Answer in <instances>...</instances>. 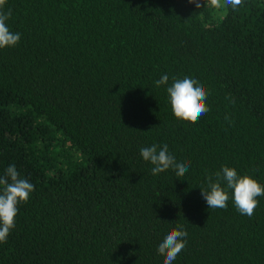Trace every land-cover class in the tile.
<instances>
[{"label": "trees", "instance_id": "obj_1", "mask_svg": "<svg viewBox=\"0 0 264 264\" xmlns=\"http://www.w3.org/2000/svg\"><path fill=\"white\" fill-rule=\"evenodd\" d=\"M200 3L6 0L21 39L0 49V175L14 164L35 190L0 264H163L177 225L173 264H264V196L248 217L200 189L222 166L264 185V0ZM186 76L209 93L196 123L166 91ZM153 144L190 162L183 177L152 175Z\"/></svg>", "mask_w": 264, "mask_h": 264}, {"label": "clouds", "instance_id": "obj_2", "mask_svg": "<svg viewBox=\"0 0 264 264\" xmlns=\"http://www.w3.org/2000/svg\"><path fill=\"white\" fill-rule=\"evenodd\" d=\"M197 8L201 7L200 0H189ZM215 9L225 7L237 8L242 0H209ZM6 0H0V49L16 46L21 39V34L13 32L8 26L12 16V10H4ZM169 77L165 74L157 80L156 86L168 84ZM172 112L177 119L196 123L201 116L209 112L207 104L208 91L205 85L196 78H173L166 89ZM231 103L234 99L229 97ZM225 119H229L225 117ZM142 158L150 162L153 167L152 175L165 172L168 169L175 170L177 177H183L188 171L190 162H177L169 153L168 145L159 147L153 144L150 147L140 149ZM201 195L208 208L226 209L231 199L237 211L242 215L251 217L257 208L258 197L264 196V185H261L251 175H240L235 168L222 166L221 170L207 177V188H200ZM35 190V185L20 175L16 166L9 165L0 175V243H5L11 230L15 228V218L19 211V205L26 203L30 194ZM188 233L182 225L171 229L158 246V253L164 257L163 264H173L178 254L186 247Z\"/></svg>", "mask_w": 264, "mask_h": 264}]
</instances>
